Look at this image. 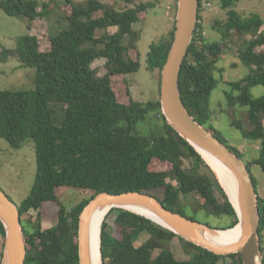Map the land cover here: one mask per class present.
Listing matches in <instances>:
<instances>
[{
    "label": "trees",
    "instance_id": "obj_1",
    "mask_svg": "<svg viewBox=\"0 0 264 264\" xmlns=\"http://www.w3.org/2000/svg\"><path fill=\"white\" fill-rule=\"evenodd\" d=\"M65 1L72 9L66 14L67 24L59 33H50L47 50L40 48L37 35L27 33L17 36L16 46L0 56L1 61L10 56L36 71L34 89L0 90V137L15 149L31 140L36 151L35 182L18 205L27 240L26 264H80L79 216L104 191L151 193L167 208L191 219L219 229L235 227L239 218L228 195L201 154L168 123L160 98L142 102L131 92L127 75L141 67V32L135 24L146 20L159 0H124V7L102 0ZM241 1L213 0L227 11L224 21L215 19L211 25L219 33L218 40L205 35V9L200 4L179 85L190 114L227 145L210 126L211 99L225 72L219 65L220 56L230 42L240 40L237 54L248 73L230 82L226 104L231 124L245 139L259 142V156L245 160L248 169L252 173L253 165H259L264 173V93L259 97L252 94L254 87H264V49L258 50L264 47V19L256 12L242 14L237 9ZM52 3L0 0V7L9 16L27 19L31 28L33 21L48 16ZM111 27L116 31L110 32ZM174 31L175 24L165 38L151 46L148 55V70L159 71V88ZM242 35H250L243 48ZM99 58L107 60L104 75L92 66ZM240 107L247 108L244 118L234 116ZM229 147L245 158L236 147ZM254 182L258 190L255 178ZM66 190L87 195L65 203L60 193ZM32 210L37 211L35 219ZM259 210L264 255L261 195ZM115 211L114 222L105 219L102 225L103 264H243L241 253L218 255L145 216L116 207L109 213ZM46 219L57 221L43 229ZM145 233L148 238L137 246L135 242ZM176 237L191 258H176L172 249ZM1 238L5 240V228L0 221L3 246Z\"/></svg>",
    "mask_w": 264,
    "mask_h": 264
},
{
    "label": "water",
    "instance_id": "obj_2",
    "mask_svg": "<svg viewBox=\"0 0 264 264\" xmlns=\"http://www.w3.org/2000/svg\"><path fill=\"white\" fill-rule=\"evenodd\" d=\"M199 20V0H177L175 31L167 60L161 70L160 102L168 123L201 154L210 166L237 211L239 222L233 228L219 229L207 223L191 219L167 208L151 193L127 191L122 193L101 192L93 197L79 216L78 247L80 264H94L92 257L91 229L97 211L121 208L145 216L170 229L183 239L208 249L218 255L241 253L243 264H263L260 238L259 192L254 177L244 159L207 129L188 111L180 91L179 77L183 62L192 43ZM207 154L224 165L234 179L237 206L230 196L224 179L214 165L206 159ZM129 207L142 209L135 211ZM105 218L102 221V225ZM0 221L5 228V240L1 264H26L27 240L24 233L19 206L0 187ZM101 225V231H102ZM239 226V235L231 240L222 239V232ZM102 237L100 232L101 251Z\"/></svg>",
    "mask_w": 264,
    "mask_h": 264
},
{
    "label": "rangeland",
    "instance_id": "obj_3",
    "mask_svg": "<svg viewBox=\"0 0 264 264\" xmlns=\"http://www.w3.org/2000/svg\"><path fill=\"white\" fill-rule=\"evenodd\" d=\"M41 3L50 0H39ZM82 2L85 0H74ZM104 3L124 7V0H102ZM176 0H159L157 6L151 9L146 20L135 24V29L141 32V39L138 46L141 53V67L139 71L127 75L131 86L133 97L142 102L156 100L159 95V71L148 70V55L153 44L159 43L165 38L174 27V21L177 11ZM42 9V8H40ZM200 9V8H199ZM237 9L244 15L252 12L259 13L264 19V0H242ZM48 16L33 21L31 28H28L27 19L16 18L7 15L0 7V56L6 50L16 46L15 38L22 34L30 33L37 35L40 41V48L47 50L50 47V33H59L67 24L66 14L71 12V7L66 5L65 0H53L52 6L48 9ZM227 18V11L220 9L215 3L210 9H205L203 13V25L205 26V35L211 40H218L219 33L211 29L212 22L215 19L224 21ZM116 28L111 27L110 32H115ZM241 47L249 40L250 35H242ZM229 47L224 50L220 56L219 65L225 68L222 78L214 89L211 99L213 119L210 123L215 130L219 132L228 146L236 147L245 155L244 160H253L259 156V142H253L245 139L241 130L231 124L232 115L226 104L225 92L231 90L230 82L242 79L248 73V68L241 62L237 52L240 40L230 42ZM264 47L258 48V50ZM106 59L99 58L94 61L95 68L99 75L107 73ZM236 64L237 66H233ZM35 69L21 66L20 62L8 56L6 60H0V90H32L35 88ZM121 80H117V84ZM264 93L263 86H256L252 90L255 97ZM247 108L240 107L236 113L237 118H244ZM61 124L60 120L56 121ZM37 172V158L33 141H26L19 149L10 146L9 142L0 137V187L9 195V197L19 205L26 199L33 187ZM252 174L258 181L259 195L264 197V173L259 165H253ZM87 195V192L78 190H66L60 193V198L65 203L69 201L80 200ZM188 201V196L184 197ZM53 211L56 210L54 205L50 206ZM117 212L106 215L105 219L110 223L114 222ZM33 219L37 216V211L32 210ZM55 219H46L42 223L43 229H48L56 224ZM214 224L217 221L213 222ZM148 238L143 234L135 244L139 246ZM2 240V238H1ZM4 241V240H2ZM264 242V232H263ZM264 245V244H263ZM174 254L177 259H185L186 251L179 238L173 239ZM3 246L0 244V260H2ZM187 258H191L188 256ZM219 264H222L220 262Z\"/></svg>",
    "mask_w": 264,
    "mask_h": 264
},
{
    "label": "bare ground",
    "instance_id": "obj_4",
    "mask_svg": "<svg viewBox=\"0 0 264 264\" xmlns=\"http://www.w3.org/2000/svg\"><path fill=\"white\" fill-rule=\"evenodd\" d=\"M204 155H205L206 159H208L214 165V167L218 171L220 177H222V179H224V183L226 185V188H227L230 196L232 197L234 204L237 206L235 197L233 195L234 179H233L230 171L224 165H222L220 162L213 159L209 155H207V154H204ZM129 208L132 210H135V211L144 212L140 208H136V207H129ZM108 212H109V208L97 211L96 214L94 215V218L92 221L91 244H92V257H93L94 264H101L100 232H101L102 221L106 217ZM238 235H239V226H237L236 228H234L233 230H230L228 232L227 231L222 232L219 237L222 239L226 238V240H231L232 238H237Z\"/></svg>",
    "mask_w": 264,
    "mask_h": 264
},
{
    "label": "built area",
    "instance_id": "obj_5",
    "mask_svg": "<svg viewBox=\"0 0 264 264\" xmlns=\"http://www.w3.org/2000/svg\"><path fill=\"white\" fill-rule=\"evenodd\" d=\"M200 4H202V7L204 9H210L213 6V0H199V8Z\"/></svg>",
    "mask_w": 264,
    "mask_h": 264
}]
</instances>
